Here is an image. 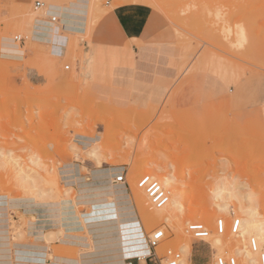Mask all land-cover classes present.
<instances>
[{"label": "rangeland", "instance_id": "obj_1", "mask_svg": "<svg viewBox=\"0 0 264 264\" xmlns=\"http://www.w3.org/2000/svg\"><path fill=\"white\" fill-rule=\"evenodd\" d=\"M30 1L12 4L7 14L0 2V237L33 242L27 209L40 222L52 203L76 200V166L94 183L98 170L123 167L128 186L139 188L145 174L160 182L171 174L180 189L183 210L173 223L140 218L146 240L157 228L165 231L156 248L163 263L170 249L184 257L186 238V264L236 256L197 240L187 225L199 221L216 231L217 219L231 229L242 218L218 211L215 202L253 203L264 217V0H40L41 9ZM72 1L88 4V25L74 32L57 23L65 42L57 55L34 34L35 20L51 19L50 4ZM134 7L153 13L151 42H118L112 17ZM148 43L153 56L140 68L134 45ZM91 139H100L96 157L84 147ZM205 211L214 213L212 221L201 216ZM58 236L52 233L54 252L75 255L60 248Z\"/></svg>", "mask_w": 264, "mask_h": 264}, {"label": "bare ground", "instance_id": "obj_2", "mask_svg": "<svg viewBox=\"0 0 264 264\" xmlns=\"http://www.w3.org/2000/svg\"><path fill=\"white\" fill-rule=\"evenodd\" d=\"M156 1L158 2V0ZM51 7L56 10L57 15L61 16V21L66 24L67 29L74 32H84L87 28L89 16L87 3L74 1L69 6L55 5ZM170 9H165V11L168 12ZM46 14L54 13L48 7ZM35 22L36 29L45 30L46 34L49 35L57 24L51 20L40 18L36 19ZM99 140L91 139L88 142H83L84 147H90V154L94 157H96L95 146ZM75 156L80 157L78 153ZM74 169L72 168V172L75 171ZM123 169V167L111 168L108 174H103L108 177L107 183L90 189L85 187L83 177H77L76 182L80 192L78 197L90 199L92 210L85 215L82 214L83 217L78 216V213L75 216L73 209H76L77 202L63 200L52 203L49 209V215L52 217L50 227L56 230L51 233L45 231L47 229L45 222L37 221L36 211L27 209L33 214L32 217L36 218L29 220L27 225L30 230L29 234L34 237V241L16 243L13 242L10 233L6 235L4 232L5 235L0 237V264H123L127 258L126 252L129 250L136 257H141V264L142 261L145 262V257L149 254L150 249L141 227L142 224H140V218L155 223H173L176 214L183 210L181 193L180 189L175 186L171 174L169 176L160 175L162 185L168 188L171 195L169 202L164 207L152 206L142 188H137L134 183L128 186L125 183L116 182V177ZM147 172L152 174L154 171L147 170ZM114 175L115 179H112ZM220 195L219 192L214 197L218 198ZM231 196L238 197L237 194ZM35 204L38 205L39 203L35 202ZM215 204L218 211L231 215L238 212L242 218H240L239 232L234 233L228 222L224 223L226 229L223 233L215 231L213 228L210 229V236L206 240L211 241L212 249L216 252L233 251L236 254L235 257L241 259L240 264L242 262H244L243 264H259L257 253L253 252L247 245V237H250V239L258 240L260 247L264 246V217L258 213V206L253 203L248 207L243 206L242 203L233 206L227 202H215ZM201 216H204L206 221H212L214 213L205 211ZM174 227L179 233L183 231L179 224H174ZM54 232L59 235L60 248L75 251V255H58L54 252L51 246V237ZM86 233L88 234L86 235ZM180 248L184 253L182 264L189 263L192 250L190 239L186 238Z\"/></svg>", "mask_w": 264, "mask_h": 264}, {"label": "crops", "instance_id": "obj_3", "mask_svg": "<svg viewBox=\"0 0 264 264\" xmlns=\"http://www.w3.org/2000/svg\"><path fill=\"white\" fill-rule=\"evenodd\" d=\"M0 2L6 5L7 10L5 13L7 14L10 7L12 6V4H17V3L29 4L31 1L30 0H0ZM72 3H74V1H72L70 4H72ZM55 5L56 6H64V5H61L58 3L50 4L48 6L49 10H51V12L54 14H56L55 13L56 10L54 8H52L51 6H55ZM118 10L115 11L114 16L112 17L113 25H114L115 29L118 31L119 37H120V39H118V42H119V40L124 41L127 37H133L135 42L140 41V40H142V41H150L151 40L150 37H151L152 31H153V23H152L153 13L151 11L147 10L144 7H134L132 9H127V10L126 9H118ZM58 16H59L60 21H61L62 20L61 16L60 15H58ZM62 23L64 25H66L64 22H62ZM62 23H61V28H62V30H64ZM59 28L60 27L56 24V26L53 28V31L51 32L50 35L46 34L45 30H42V29L34 32V34L36 33L35 35L38 36L39 38L46 39L47 42H45L44 44L52 46L54 53H56L57 55L62 53L63 47L65 45L64 39L60 35ZM33 30H35V29H33ZM64 31H66V30H64ZM85 31H86V29H85ZM102 37L103 38L108 37V34H104V36H102ZM145 45H147V43ZM134 51L136 53H138V61H139L140 68L142 67V65L144 67L145 66L144 63H147L149 60H151V58L153 56L151 43H148V46H146L144 48H141L137 45H134ZM141 76H145V75H141ZM111 168H113V167H106L104 169L98 170L97 171L98 175H100L101 177H98V180L96 183L91 182V181L88 182L87 178L82 175V171L80 169V166H76V170H77L76 176L77 177H83L85 180V187L90 189V188H93L95 186L105 185L107 183L106 180L108 177L104 176L103 174H108L110 172ZM122 172H124V170ZM94 177H95V175H94ZM112 179H115V175L113 176ZM71 185H72V190H77V188H78L77 183H72ZM80 198L77 197L76 200H72V201H77V209H73V212H74L75 216H77V213H78V216L83 217V215H85L90 210V205H91L90 203H92V201L90 199H84L82 197H80ZM82 206L89 208L88 211H87V209H86V211H83V213H82L83 215L79 214V208ZM51 218H52L51 216L50 217L48 216V218L41 219V220L45 221V224L47 226L46 228H50ZM39 219H40V217H39ZM41 220H40V222H41ZM79 231H82V230H79ZM76 232H78V231H76ZM73 252H75V251H73ZM56 254L65 255L62 253L61 250H59V252H57ZM134 257H136V256H134ZM134 257H127V258H125V260L128 258H134ZM47 261L50 262L49 259H47ZM195 262H196V264H198L197 260Z\"/></svg>", "mask_w": 264, "mask_h": 264}, {"label": "built area", "instance_id": "obj_4", "mask_svg": "<svg viewBox=\"0 0 264 264\" xmlns=\"http://www.w3.org/2000/svg\"><path fill=\"white\" fill-rule=\"evenodd\" d=\"M45 6L43 1L37 0L35 2V9H41ZM50 20L54 23H60V18L58 15L50 14ZM21 39V38H20ZM16 41V39H14ZM66 68H70L69 65ZM127 172H122L116 177V182L118 183H127L126 180ZM138 187L142 188L150 203L157 207L162 208L169 202V193L164 189L162 183L153 177L150 174L143 175L137 182ZM223 219H217L216 221V230L220 233L225 231ZM241 225L240 218H234L231 224V230L236 233L239 232ZM187 232L190 233L194 238L200 241H206V239L210 236V230L203 222L195 221L190 222L187 225ZM165 238V231L161 228H157L151 232L150 235L147 236V245L150 249L149 254L145 257V264H150V262H155L157 259L161 264H182L183 257L181 251L177 250H168L166 255L163 257L164 263L162 259L157 255L156 248L160 245V243ZM249 248L256 252L258 255V263L264 264V246L260 247L258 240L252 238L249 240ZM141 257L128 258L124 261L123 264H141ZM216 264H240L239 259L235 256L229 257H219L216 260Z\"/></svg>", "mask_w": 264, "mask_h": 264}]
</instances>
